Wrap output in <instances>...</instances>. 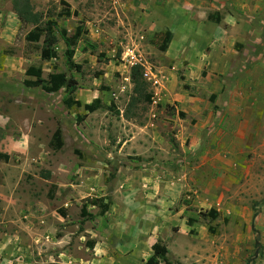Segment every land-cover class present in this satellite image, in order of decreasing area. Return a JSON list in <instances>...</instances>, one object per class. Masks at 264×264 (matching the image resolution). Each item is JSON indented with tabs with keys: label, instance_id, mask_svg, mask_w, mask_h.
Here are the masks:
<instances>
[{
	"label": "rangeland",
	"instance_id": "rangeland-1",
	"mask_svg": "<svg viewBox=\"0 0 264 264\" xmlns=\"http://www.w3.org/2000/svg\"><path fill=\"white\" fill-rule=\"evenodd\" d=\"M30 2L58 42L52 57L43 36L27 40L34 25L0 0V264H147L157 241L173 264H264V123L216 101L223 78L191 27L221 12L198 0ZM137 63L153 96L129 107ZM57 72L77 81L72 95L25 84Z\"/></svg>",
	"mask_w": 264,
	"mask_h": 264
},
{
	"label": "crops",
	"instance_id": "crops-1",
	"mask_svg": "<svg viewBox=\"0 0 264 264\" xmlns=\"http://www.w3.org/2000/svg\"><path fill=\"white\" fill-rule=\"evenodd\" d=\"M198 1L207 12H221L219 23L208 18L191 22L210 46L206 66L223 78L216 101L238 106L243 118L263 124L264 0Z\"/></svg>",
	"mask_w": 264,
	"mask_h": 264
},
{
	"label": "trees",
	"instance_id": "trees-1",
	"mask_svg": "<svg viewBox=\"0 0 264 264\" xmlns=\"http://www.w3.org/2000/svg\"><path fill=\"white\" fill-rule=\"evenodd\" d=\"M13 8L15 13L18 15V18L21 21V24H33V30L29 31L26 35L27 40L29 41H39L40 38L43 36V46L47 48L52 57L56 56V52L54 49V45L58 42V38L56 35L46 31L43 27L40 26L41 24V14L39 12H35L30 0H13ZM209 18H214L213 15H209ZM215 22L219 23L221 21L220 16L215 17ZM173 32L168 30L162 40L161 43V50H167L169 47L170 42L173 39ZM75 38L69 37L63 34V39L67 45H74ZM131 81L133 83V96L129 103V107H136L138 104H147L151 101L153 96L152 92L148 89L149 83L144 78L143 67L141 64H134L131 69ZM27 85H34L40 86L47 92H57L58 90L64 88L67 94H73L76 86L77 81L69 77L66 73L57 72L52 73L49 79H43L38 75V77L34 81L27 80L25 81ZM68 98V97H67ZM64 99V102L67 105H71L73 99ZM101 107V102L99 99H95L92 103L86 104L85 108L87 111H94ZM133 117L132 113H129V116ZM62 143L61 139V132L57 130L52 140V145L55 148H60ZM50 173L48 172L45 177H48ZM93 205H97L101 208L103 213L108 211L109 202L108 203H98L97 200L92 201ZM64 214V213H63ZM81 216L85 219L91 218L92 215L87 213L86 207L83 208ZM256 246L257 251L258 248L261 246V242L259 236L256 237ZM153 255L147 261V264H159V260L163 261L164 264H173L172 260L168 256L167 247L161 243V241H157L152 245Z\"/></svg>",
	"mask_w": 264,
	"mask_h": 264
}]
</instances>
